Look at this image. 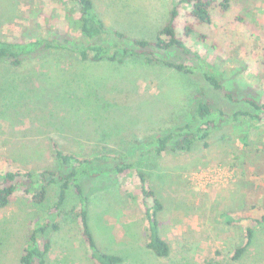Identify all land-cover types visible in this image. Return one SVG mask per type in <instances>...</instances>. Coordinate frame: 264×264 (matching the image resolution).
<instances>
[{
  "label": "rangeland",
  "instance_id": "obj_1",
  "mask_svg": "<svg viewBox=\"0 0 264 264\" xmlns=\"http://www.w3.org/2000/svg\"><path fill=\"white\" fill-rule=\"evenodd\" d=\"M92 1L107 31L99 42L114 52L127 47L117 31L154 42L177 0ZM224 1L212 10V24L196 26L189 37L184 35L189 7L181 6L177 36L188 49L157 50L160 63L133 55L83 61L65 51L26 57L17 68L0 63V173L68 172L56 160L53 142L82 159L107 156L88 165L80 182L97 246L122 257L119 264H264V225L249 219L228 224L222 217L260 219L264 212V121L252 126L244 117L234 118L251 110L245 99L264 103V0H227L225 11L219 6ZM78 14L70 0H0V39L76 40ZM208 74L235 101L209 84ZM201 92L216 113L208 147L198 141L190 152L167 150L152 159L147 152L153 153L159 136L193 120ZM114 157L134 162L163 203L158 220L170 246L167 257L147 249L140 179L136 170L113 171ZM29 188L24 179L11 204L0 209V264H19L39 221L59 227L49 232L48 264H95L79 225L64 213L78 203L73 192L60 214L53 207L56 186L42 204L25 192ZM248 227L254 229L252 243L234 259L246 246Z\"/></svg>",
  "mask_w": 264,
  "mask_h": 264
},
{
  "label": "trees",
  "instance_id": "obj_2",
  "mask_svg": "<svg viewBox=\"0 0 264 264\" xmlns=\"http://www.w3.org/2000/svg\"><path fill=\"white\" fill-rule=\"evenodd\" d=\"M78 10V18L76 20L79 38L71 40L64 37L56 39V37L38 38L35 40H2L0 39V63L6 62L10 66L17 68L23 64L26 57L39 56L51 52H62L78 56L83 61L99 62L123 61L124 56L129 55L140 56L148 63H160L156 56L157 50H170L176 48L178 50L187 51L184 41L177 36V18L180 15V7L188 6V17L191 19L187 23L184 35L189 37L194 33L196 26H208L212 24V10L218 6V0H177L173 7L167 24L158 31L156 40L150 42L143 39H129L122 32H114L115 37L124 42L127 47L116 48L112 51V47H108L99 40L107 34L103 20L95 13L94 3L92 0H70ZM228 1H224L219 6L223 10L229 9ZM224 10V11H225ZM123 51V57H118ZM113 52V53H112ZM164 65L174 67L178 71L191 73V67L184 64H172L165 62ZM206 81L216 90L225 92V96L235 101L231 92L224 91L220 80L213 75H205ZM195 110L193 120L188 124L180 126L176 131L159 136L156 139L153 153L150 154L152 159L160 158L167 150L174 153H186L193 149L198 141H204V146L208 147L207 140L211 130L216 124L212 120L215 116L211 100H209L204 92L195 96ZM249 105L250 111H239L234 114V118L238 120L244 117L251 125L259 124L264 121V103H260L252 98L245 99ZM202 124V125H201ZM201 125V126H200ZM252 125V126H253ZM52 149L54 156L61 168L68 170L66 173H59L54 170H44L34 176L31 172L21 173L19 171H6L0 173V209L7 208L19 188L24 185L25 181L29 182L27 194L33 196L35 204H42L46 200L49 188L57 187V197L54 209L63 213L67 205V199L70 191L73 192L77 200V205H73L70 210L64 212L67 216L72 217L79 225L80 234L83 241L91 252V257L95 264H119L124 259L118 255L102 252L97 246L95 237L89 224V200L86 196L80 178L88 173L92 165L105 159V155L96 158H79L74 154L65 152L57 142H53ZM105 156V157H103ZM108 158V157H107ZM115 163L112 166L113 171L119 175L136 170L141 182V192L143 194V203L145 206V215L148 222V241L146 244L149 249L157 257L165 258L170 254V246L160 235V227L158 217L164 209V205L157 197L155 191L148 186L146 174L137 169L134 162H126L118 157H114ZM83 166H86L83 167ZM88 166V167H87ZM90 168V169H89ZM85 169H88L87 171ZM102 172H100L101 174ZM40 185V188L35 186ZM238 214H222L228 224H235L242 220H254L258 225H264V212L260 219L253 215L238 217ZM59 227L56 223L37 222L27 237L23 254L19 259V264H48V254L52 247V240L49 237L50 231H58ZM254 237V229L248 227L246 230V246L238 248L234 259H239L246 248L251 245Z\"/></svg>",
  "mask_w": 264,
  "mask_h": 264
}]
</instances>
